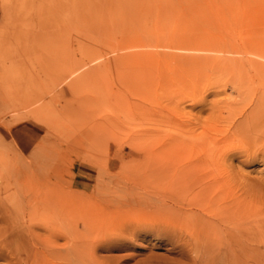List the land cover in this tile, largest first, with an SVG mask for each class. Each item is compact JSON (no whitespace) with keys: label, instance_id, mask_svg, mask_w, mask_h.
<instances>
[{"label":"rangeland","instance_id":"obj_1","mask_svg":"<svg viewBox=\"0 0 264 264\" xmlns=\"http://www.w3.org/2000/svg\"><path fill=\"white\" fill-rule=\"evenodd\" d=\"M263 215L264 0H0V264H263Z\"/></svg>","mask_w":264,"mask_h":264},{"label":"bare ground","instance_id":"obj_2","mask_svg":"<svg viewBox=\"0 0 264 264\" xmlns=\"http://www.w3.org/2000/svg\"><path fill=\"white\" fill-rule=\"evenodd\" d=\"M169 172H170V171H169ZM178 189H179V188H178ZM227 209H228V208H227ZM234 209H235V208H234ZM234 209H233V210H234ZM257 213H258V212H257ZM263 216H264V215H263ZM263 230H264V229H263ZM261 235H262V234H261ZM257 238H258V237H257ZM262 244L264 245V238L262 239ZM262 248H263V247H262ZM262 256H263V259H264V251H263V255H262ZM258 261H260V260H258ZM256 262H257V261H256ZM254 263H255V262H254ZM258 264H259V263H258ZM263 264H264V263H263Z\"/></svg>","mask_w":264,"mask_h":264}]
</instances>
